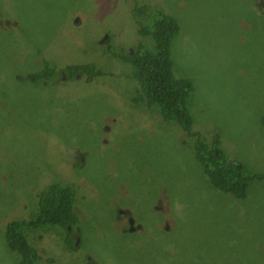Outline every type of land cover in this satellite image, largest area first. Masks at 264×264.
<instances>
[{"label":"rangeland","instance_id":"374dc122","mask_svg":"<svg viewBox=\"0 0 264 264\" xmlns=\"http://www.w3.org/2000/svg\"><path fill=\"white\" fill-rule=\"evenodd\" d=\"M158 12L181 26L172 62L193 83L190 131L133 101L120 59L152 48L139 31ZM44 59L55 82L25 80ZM89 64L96 76L59 74ZM215 140L264 174V0H0V264H20L13 221L35 264H264V180L244 199L216 189L196 154ZM48 185L78 193L69 235L32 228Z\"/></svg>","mask_w":264,"mask_h":264},{"label":"trees","instance_id":"16d2710c","mask_svg":"<svg viewBox=\"0 0 264 264\" xmlns=\"http://www.w3.org/2000/svg\"><path fill=\"white\" fill-rule=\"evenodd\" d=\"M154 16L153 25L142 27L139 31L142 36L151 39L152 48L139 46V51L134 50L131 54L129 50L120 58L131 66L133 77L139 84L133 101L144 103L149 108H156L165 122L179 123L184 130L190 131L195 123L189 104L193 83L189 79L176 77L172 62V43L180 33L181 26L174 17L167 14L158 12ZM95 66V64L69 66L59 71V74L64 75L67 81L76 79L77 75L93 77L96 76L93 73L97 72ZM57 74L58 69L51 68L50 62L44 59L41 67L26 76L25 80L47 85L49 81L55 82L53 77ZM196 154L209 175L212 185L219 191L232 194L238 199L246 198L252 178L264 180V174L251 178L243 163L231 161L228 156L226 157L218 140L210 144L200 142L196 148ZM75 164L79 167L83 162ZM76 193L71 188L63 189L48 185L43 193L38 194L39 213L32 222V228L38 229L42 227V224L51 223L62 225L66 231L73 229L80 219L79 214L74 210ZM13 222L6 228L7 242L13 251L18 253L20 264H35L39 256L20 232L21 225L26 222ZM47 262L52 263L49 259Z\"/></svg>","mask_w":264,"mask_h":264},{"label":"flooded vegetation","instance_id":"af4514ba","mask_svg":"<svg viewBox=\"0 0 264 264\" xmlns=\"http://www.w3.org/2000/svg\"><path fill=\"white\" fill-rule=\"evenodd\" d=\"M106 38V37H105ZM105 42V40H103L102 41V44ZM78 78H79V76H78ZM76 163V162H75ZM75 163L72 165V166H74L75 165ZM68 165H70V164H68ZM121 213H118L119 215H122L125 219H126V221H127V224H128V226H129V229L127 230L129 233H134V232H136V231H138L141 227H140V225H136V224H134L135 222H134V220L132 219V218H130L131 216H130V214L126 211V210H123V212L122 211H120ZM131 220H133V222H132V224H131ZM125 230V229H124ZM41 251V254H42V249L40 250Z\"/></svg>","mask_w":264,"mask_h":264},{"label":"clouds","instance_id":"9594fccd","mask_svg":"<svg viewBox=\"0 0 264 264\" xmlns=\"http://www.w3.org/2000/svg\"><path fill=\"white\" fill-rule=\"evenodd\" d=\"M136 1H137V0H136ZM106 39H107V37H106ZM106 39H105V40H106ZM131 51H132V52H131ZM130 53L133 54V53H134V50H131V49H130ZM120 58H121V57H120ZM192 113H193V112H192ZM77 196H78V193H76V196H75V197H76V198H75V204H76V201H77ZM37 204H39V203H37ZM76 212H77V211H76ZM38 213H39V210H37V214L35 215V218H36V216L38 215ZM40 217H41V216H40ZM40 217H39V218H40ZM39 218H38V220H39ZM80 220H81V217H80L79 221H80ZM78 223H79V222H78ZM78 223H76V224H78ZM49 224H51V223H49ZM69 232H70V230L68 231V235H69ZM65 244L67 245V247H70V244L68 243V241L65 242ZM79 247H80V245H79ZM36 252H37V251H36ZM37 254H38V252H37Z\"/></svg>","mask_w":264,"mask_h":264},{"label":"water","instance_id":"95a60500","mask_svg":"<svg viewBox=\"0 0 264 264\" xmlns=\"http://www.w3.org/2000/svg\"><path fill=\"white\" fill-rule=\"evenodd\" d=\"M106 39V38H105ZM132 52V51H131ZM133 220H131V224H132Z\"/></svg>","mask_w":264,"mask_h":264}]
</instances>
